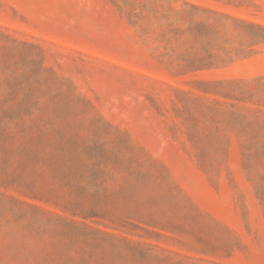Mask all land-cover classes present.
Returning a JSON list of instances; mask_svg holds the SVG:
<instances>
[{
	"label": "rangeland",
	"instance_id": "obj_1",
	"mask_svg": "<svg viewBox=\"0 0 264 264\" xmlns=\"http://www.w3.org/2000/svg\"><path fill=\"white\" fill-rule=\"evenodd\" d=\"M0 264H264V0H0Z\"/></svg>",
	"mask_w": 264,
	"mask_h": 264
}]
</instances>
